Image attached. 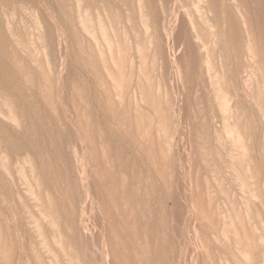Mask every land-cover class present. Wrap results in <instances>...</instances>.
<instances>
[{"label": "rangeland", "instance_id": "374dc122", "mask_svg": "<svg viewBox=\"0 0 264 264\" xmlns=\"http://www.w3.org/2000/svg\"><path fill=\"white\" fill-rule=\"evenodd\" d=\"M88 2L89 6L82 10L83 24L74 19L71 33L63 32L56 24L55 32L58 30L62 35L55 33L48 48L38 41L40 64H31L39 65V70L32 73L34 76L25 73L28 76L25 77L22 73L24 79L18 71L15 76L3 66L1 73L7 85L0 88V106L3 104L0 109L4 112L0 114V122L9 131H0V177L7 179H0V208H4L0 209V264H118L121 255L117 250L122 247L129 250H125L128 263H142L137 259L141 254L144 258V254L130 244L132 237L127 228L130 222L128 219L122 222L116 216L121 204L134 211L132 218L141 226L139 233L148 234L149 259L144 264H264V0ZM40 70L46 72L42 79ZM7 75L25 84L21 85L26 86L27 94L33 89L40 95V90L48 102L34 97L32 91L33 95H26L29 103L24 101L10 86L13 80ZM33 78L35 82L28 86L34 88H28L26 83ZM30 103L37 106H34L37 112L43 108L45 124L53 134H43L39 121L27 111ZM107 109L113 113L110 110L108 114ZM26 126L37 140L41 138L42 144L58 145L63 141L76 164H84L82 175L77 170L81 177L78 179L77 174L74 190L76 199L80 198L75 202L74 220L79 224L75 236L71 223L64 219L56 218L53 222V228L57 229L54 235L49 234L45 219L35 229V194H42L49 201L55 191L48 192L45 181L34 182L37 158L33 152L28 149L24 152L28 156H22L24 150L14 148L20 141L19 146L29 143L19 135ZM122 129L138 144L139 152L117 136ZM99 161L102 167L112 168L118 186L125 183L130 188L136 187L146 203L144 207L138 205L146 211L150 228L140 230L144 218L132 195H126L127 204L121 197L123 202L120 200L118 207L119 203L114 205L111 200L100 202L97 191L102 189L105 198L108 188L97 184ZM24 199L28 202L23 203ZM105 213H110L115 222H108ZM21 215L27 217L23 219ZM19 223L25 226L21 228ZM119 228L126 233L123 235ZM118 231L120 239L116 241L113 233ZM42 240L53 246L51 252Z\"/></svg>", "mask_w": 264, "mask_h": 264}, {"label": "bare ground", "instance_id": "6f19581e", "mask_svg": "<svg viewBox=\"0 0 264 264\" xmlns=\"http://www.w3.org/2000/svg\"><path fill=\"white\" fill-rule=\"evenodd\" d=\"M88 1H90V0H0V88H3L4 86H6L5 85V81H4V78L2 77V73L1 72H3L4 70H3V66L7 69V70H12V72L11 73H13L14 74V72L15 71H18L17 73L21 76L22 75V73H33V71L34 70H39V68L37 67V66H39V65H37L36 67H32V63H36L37 62V60H39V59H37V58H39L37 55H38V52H39V47H38V41L40 42H42L43 43V45L45 46V48H48V47H50L51 46V44H52V42H53V39H54V34L56 33L57 35L56 36H60L61 37V35H62V32H60V31H58V30H56V32H55V29H54V27L56 26V24H59L60 26H61V29H62V31L63 32H70L69 30H70V28H71V24L73 23V20L74 19H76L77 21H79V22H81L82 24L84 23V20H85V18H84V16H83V11H85L86 9V5L89 3ZM92 1V0H91ZM102 1H104V0H102ZM138 1V0H137ZM88 2V3H87ZM107 2V1H106ZM105 2V3H106ZM93 3V2H92ZM95 3V2H94ZM100 4V3H99ZM98 4V5H99ZM126 4V3H125ZM141 4V3H140ZM101 5V4H100ZM124 5V4H123ZM88 6H89V4H88ZM144 6V5H143ZM96 7H97V5H96ZM83 8H84V10H83ZM125 8V7H124ZM103 9V8H102ZM134 9V8H133ZM143 9H144V7H143ZM83 10V11H82ZM107 11V10H106ZM105 11V12H106ZM109 11V10H108ZM86 13V12H85ZM84 13V14H85ZM239 13V12H238ZM100 15H101V13H100ZM107 15V14H106ZM128 15H129V13H128ZM109 16V15H108ZM140 16V15H139ZM88 17V16H87ZM98 17H99V15H98ZM107 17V16H106ZM120 17V16H119ZM118 17V18H119ZM97 18V17H96ZM117 18V17H116ZM130 18V17H129ZM141 18V17H140ZM87 19V18H86ZM101 19V18H100ZM122 19V18H121ZM241 19V18H240ZM88 20V19H87ZM92 20V19H91ZM112 20V19H111ZM128 21V20H127ZM140 21H142V20H140ZM91 22V21H90ZM75 23V22H74ZM102 23V22H101ZM114 23H116V22H114ZM118 23V22H117ZM129 23H130V21H129ZM85 24L87 25V23H86V21H85ZM85 24L84 25H82L83 27L85 26ZM142 24V23H141ZM242 24V23H241ZM94 25V24H93ZM73 26V25H72ZM100 26H102L101 24H100ZM104 27H105V25H103ZM132 26V25H131ZM191 26V25H190ZM195 26V25H194ZM81 27V26H80ZM95 27V26H94ZM228 27V26H227ZM245 27V26H244ZM75 28V27H74ZM87 28H88V26H87ZM89 28H91V27H89ZM88 28V29H89ZM102 28V27H101ZM193 28V27H192ZM196 28H198V27H196ZM235 28V27H234ZM54 29V30H53ZM81 29H82V27H81ZM84 29H86V28H84ZM104 29V28H103ZM111 29V28H110ZM113 29V28H112ZM114 29H115V27H114ZM113 29V30H114ZM229 29V28H228ZM96 30V29H95ZM118 30V29H117ZM125 30V29H124ZM194 30V29H193ZM106 31V30H105ZM115 31V30H114ZM230 31V30H229ZM73 32V31H72ZM76 32V31H75ZM85 32H87V31H85ZM92 32V31H91ZM104 32V31H103ZM71 33V32H70ZM74 33V32H73ZM105 33H107V32H105ZM116 33V32H115ZM132 33V32H131ZM66 34V33H65ZM102 34V33H101ZM104 34V33H103ZM114 34V33H113ZM64 35V34H63ZM80 35V34H79ZM97 35V34H96ZM115 35V34H114ZM141 35V34H140ZM196 35V34H195ZM77 36V35H76ZM91 36V35H90ZM107 36V35H106ZM119 36V35H118ZM133 36V35H132ZM136 36V35H135ZM59 37V38H60ZM64 37V36H63ZM65 37H66V35H65ZM78 37V36H77ZM88 37H89V35H88ZM96 38H97V36H95ZM75 38V37H74ZM93 38V37H92ZM111 38V37H110ZM115 38V37H114ZM139 38V37H138ZM144 38H146V37H143L142 39H144ZM199 38V37H198ZM206 38V37H205ZM78 39V38H77ZM94 39V38H93ZM98 39H99V37H98ZM97 39V40H98ZM108 39V38H107ZM126 40V39H125ZM58 41H59V39H58ZM109 41V40H108ZM249 41V40H248ZM96 42V41H95ZM100 42V41H99ZM78 43V42H77ZM109 43V42H108ZM107 43V44H108ZM111 43V42H110ZM113 43V42H112ZM247 43V42H246ZM249 43V42H248ZM251 43V42H250ZM249 43V44H250ZM72 44V43H71ZM100 45V44H99ZM98 45V46H99ZM105 45V44H104ZM116 45V44H115ZM246 45V44H245ZM81 46V45H80ZM202 46V45H201ZM252 46V45H251ZM62 47V46H61ZM90 48V47H89ZM117 48V47H116ZM236 48V47H235ZM83 49V48H82ZM104 49V48H103ZM114 49V48H113ZM248 49V48H247ZM99 51V50H98ZM97 51V52H98ZM101 51V50H100ZM250 50H248V52H249ZM252 51V50H251ZM94 53V52H93ZM181 53V52H180ZM234 53V52H233ZM54 54V53H53ZM52 54V55H53ZM65 54V53H64ZM236 54V53H235ZM251 54V53H250ZM249 54V55H250ZM248 55V56H249ZM130 56V55H129ZM260 56V55H259ZM92 57H93V55H92ZM191 57V56H190ZM131 58H133V57H131ZM90 59V58H89ZM93 59H94V57H93ZM208 59V58H207ZM40 61V60H39ZM38 61V62H39ZM88 61V60H87ZM251 61V60H250ZM253 61H255V60H253ZM37 62V63H38ZM38 64H40V63H38ZM48 64H49V62H48ZM94 64V63H93ZM202 64V63H201ZM31 65V66H30ZM36 65V64H35ZM89 65H91V64H89ZM95 65V64H94ZM192 65V64H191ZM93 66V65H92ZM91 66V67H92ZM106 66H108V65H106ZM259 66V65H258ZM36 68V69H35ZM96 68V67H95ZM239 69V68H238ZM3 70V71H2ZM42 70H44V68L42 69ZM208 70V69H207ZM206 70V71H207ZM41 71V70H40ZM46 71V70H45ZM89 71H91V70H89ZM95 71H97V69H95ZM244 71V70H243ZM36 72V71H35ZM93 72V71H92ZM6 73V72H5ZM46 73V72H45ZM43 71H41V72H39L38 74H40L41 76H40V78L41 77H45L46 76V74H45ZM95 73V72H94ZM99 73V72H98ZM207 73V72H206ZM238 73V72H237ZM7 74V73H6ZM9 74V73H8ZM25 74V77L27 76ZM50 74H51V72H50ZM100 74V73H99ZM123 74V73H122ZM205 74V73H204ZM15 75V74H14ZM247 75V74H246ZM16 76V75H15ZM31 76H34L33 74L31 75ZM47 76H48V74H47ZM98 76V75H97ZM237 76H238V74H237ZM7 77H9V75H7ZM22 77L24 78V76L22 75ZM28 77V76H27ZM96 77V76H95ZM210 77V76H209ZM16 78V77H15ZM18 78V77H17ZM8 79H11V80H13V81H10L11 83V87L13 88V90L24 100V101H27L28 102V100H27V96H29L28 94H31V95H33V94H35V95H33L34 97L36 96H38V97H40V99H42V101H44L45 103H47L48 101H46L47 99V97L44 95V93H40L41 91L40 90H38L39 88L37 87L36 89L38 90V93L40 94V95H36V93H34L35 91H33V89L32 90H30V92L32 91V93H25V92H27V91H25L24 92V90H27V88H23L22 87V85L24 86L25 84H23V83H20L19 81H17L16 79H12L11 77H9ZM20 79V78H19ZM25 79V78H24ZM42 79V78H41ZM27 80L29 81L30 79H28L27 78ZM35 79L33 78V80H31L32 82H30V83H26L27 84V86L29 85V84H32L33 85V83L35 82L34 81ZM40 81V79H38V76H37V81ZM46 80V79H45ZM131 80V79H130ZM212 80V79H211ZM210 80V81H211ZM250 80V79H249ZM258 80V79H257ZM21 81V80H20ZM39 81H38V83H39ZM104 81V80H103ZM251 81V80H250ZM249 81V82H250ZM9 82V81H8ZM26 82V81H25ZM44 82V81H43ZM55 82V81H54ZM132 82V81H131ZM137 82V81H136ZM264 82V81H263ZM41 83V82H40ZM39 83V86L42 88V84H40ZM58 83V82H57ZM56 83V84H57ZM22 84V85H21ZM32 85H30V86H32ZM35 86V85H34ZM44 86V85H43ZM55 86H57V85H55ZM101 86V85H100ZM129 86V85H128ZM95 87V86H94ZM248 87V86H247ZM250 87V86H249ZM7 88V87H6ZM10 88V87H9ZM28 88H34L33 86L32 87H29L28 86ZM40 88V89H41ZM242 88V87H241ZM246 88V87H245ZM84 89V88H83ZM95 89V88H94ZM0 90H2V89H0ZM41 90H43V89H41ZM100 90H101V88H100ZM109 90V89H108ZM107 90V91H108ZM128 90V89H127ZM129 90H131L130 88H129ZM59 91V90H58ZM96 91H98V89L96 90ZM6 92V91H5ZM4 92V93H5ZM11 92V91H10ZM245 92H247V90L245 91ZM13 93V92H12ZM97 93H99V91L97 92ZM101 93V92H100ZM46 94V93H45ZM53 94H54V92H53ZM107 94V93H106ZM111 94V93H110ZM27 95V96H26ZM30 95V96H31ZM48 95V94H47ZM100 95H102V94H100ZM111 95H113V94H111ZM217 95H218V93H217ZM8 96H10V95H8ZM33 96H31V97H33ZM55 96V95H54ZM98 96H99V94H98ZM126 96V95H125ZM220 96V95H219ZM2 97H4V96H2ZM19 97V98H20ZM30 97V98H31ZM86 97V96H85ZM100 97V101H99V98H98V101L99 102H101V96H99ZM105 97H107V96H105ZM119 97V96H118ZM215 97V96H214ZM0 98H1V96H0ZM7 98V97H6ZM15 98V97H14ZM13 98V99H14ZM95 98H97L96 96H95ZM108 98H109V96H108ZM107 98V99H108ZM240 98V97H239ZM2 99V98H1ZM16 99V98H15ZM14 99V100H15ZM21 99V100H22ZM31 99H33L34 100V98H31ZM52 99H53V97H52ZM125 99V98H124ZM220 99V98H219ZM218 99V100H219ZM8 100V99H7ZM33 100H31V101H33ZM111 100H113V99H111ZM39 101V100H38ZM98 101L96 102V103H98ZM104 101V100H103ZM1 102V101H0ZM20 102V101H19ZM53 102V101H52ZM111 102V101H110ZM5 103V102H4ZM29 103V102H28ZM33 103H36V100H34L33 101ZM44 103V104H45ZM104 103H105V101H104ZM108 103V102H107ZM19 104V103H18ZM23 104V103H22ZM111 104V103H110ZM34 105V104H33ZM56 105V104H55ZM105 105V104H104ZM130 105V104H129ZM1 106H3V104L1 105ZM0 106V107H1ZM6 106V105H5ZM23 106H25V105H22V107ZM28 106H30L29 107V109L27 110L28 112H31V115L33 116V118L36 120V121H39V123H40V125L42 126V131H43V134L44 135H48L49 136V134H53V130L51 131V128L50 127H47L46 126V124H45V119H44V111H43V108L42 109H38V112H37V109L34 107V106H36V105H34L33 107H32V105H31V103L28 105ZM51 106V105H50ZM37 107V106H36ZM40 107V106H39ZM115 107V106H114ZM118 107V106H117ZM1 108H3V107H1ZM10 108H11V106H10ZM51 108V107H50ZM87 108V107H86ZM23 109L24 108H22L21 110L23 111ZM84 109V108H83ZM132 109V108H131ZM246 109V108H245ZM56 110V109H55ZM108 110V109H107ZM106 110V111H107ZM110 110H112V109H110ZM110 110H108L107 111V113L109 114V111ZM61 111V110H60ZM86 111V110H85ZM106 111H104V112H102V113H105ZM116 111V110H115ZM115 111H114V113H115ZM25 112V110L23 111V113ZM27 112V113H28ZM47 112V111H46ZM111 112V111H110ZM119 112V111H118ZM112 113H113V110H112ZM111 113V114H112ZM124 113V112H123ZM264 113V112H263ZM0 114H2V115H4V112H3V110H1L0 109ZM25 114V113H24ZM30 114V113H29ZM50 114H51V112H50ZM79 114V113H78ZM77 114V115H78ZM85 114V113H84ZM107 114V115H108ZM119 114H121V112L119 113ZM26 115V114H25ZM86 115V114H85ZM135 115V114H134ZM142 115V114H141ZM48 116V115H47ZM96 116V115H95ZM121 116V115H120ZM127 116V115H126ZM129 116V115H128ZM143 116V115H142ZM125 117V116H124ZM3 118V117H2ZM5 118V117H4ZM29 118V117H28ZM52 119V118H51ZM47 120H49V119H47ZM90 120V119H89ZM2 121V120H1ZM61 121H63V119L61 120ZM47 122V121H46ZM94 122V121H93ZM57 123V122H56ZM82 123V122H81ZM105 123V122H104ZM108 123H109V121H108ZM27 124V123H26ZM63 124V123H62ZM87 124V123H86ZM97 124H98V122H97ZM110 124H111V122H110ZM115 124V123H114ZM50 125V124H49ZM48 125V126H49ZM61 126V125H60ZM107 126V125H106ZM111 126V125H110ZM117 126V125H116ZM9 127H10V125H9ZM112 128H113V126H111ZM120 127V126H119ZM7 128V127H6ZM5 128V125L4 124H2L1 122H0V131L2 132V133H5V132H7V131H9V130H7ZM23 128V127H22ZM30 128V127H29ZM27 129V126H26V128H23L21 131H20V134L19 135H21L24 139H27V141H29V143L27 144V146H25V144H24V146H23V148H22V145L21 146H19L22 142L20 141L19 143V145H15L14 146V148L16 147V148H19V150L21 149V150H24L22 153H23V155L22 156H26V155H24L25 153H26V151H28V149L29 150H31L32 152H33V154H34V156L37 158V160H36V170H37V174L36 175H33V176H35V177H37V178H35L34 177V182L35 181H38V180H40L41 182L43 181H45V183H46V185H47V188H45V189H47L48 190V192H49V190H50V193H52L51 191H55L54 192V195H53V197H52V199H50V198H48V200L49 201H47V200H44V199H46V198H44L43 196H42V194L41 195H36L35 194V200H36V204H33L34 205V207H36L37 208V211H36V216L34 215V211L32 212L33 213V215H34V226H36V228L35 229H39L38 228V226H39V224H40V222H43V221H41L42 219L44 220H46V222H47V224H49V229H48V231H49V234H56V230L53 228V222H55V220H56V218H58V219H64V221H66V223H71V231L73 232V236H75L77 233L76 232H78V227H77V225H79L78 224V222H76L75 220H74V218L76 217L75 216V214H76V206H75V202H76V200L79 198H77L76 199V195H75V192L76 191H74L76 188H77V184H78V182H77V176L79 175V174H83L84 173V164H83V162H81V161H83L82 160V158H80V159H78L81 163H80V165H78V164H76V160H74V158L72 157V155L71 154H73V153H71L70 154V152L68 151V147H66L65 145H63L64 143H62L63 141H61L60 142V144H55V145H48V144H45V143H41L39 140L41 139H39V140H37L36 138H35V136L36 135H34V134H32V132L30 131V129ZM95 128V127H94ZM130 128V127H129ZM89 129V128H88ZM108 129V128H107ZM121 129V128H120ZM140 129V128H139ZM7 130V131H6ZM122 130H123V133H122ZM121 130V134L120 135H117V136H120V138H122V139H124V141H126V145H127V143L130 145V147H132V148H135V149H137L138 150V152H139V146H138V144H136V142L135 141H133V138L131 139V137H129V135L127 134V132H125L124 131V129H122ZM141 130V129H140ZM91 131V130H90ZM132 131V130H131ZM134 131V130H133ZM15 132V131H14ZM52 132V133H51ZM87 132V131H86ZM114 132V131H113ZM117 132L118 131H116V133L115 134H117ZM135 132V131H134ZM9 133V132H8ZM11 133V132H10ZM132 133V132H131ZM89 134V133H88ZM119 134V133H118ZM145 134V133H144ZM105 135V134H104ZM12 136V135H11ZM13 137V136H12ZM37 137V136H36ZM53 137H54V135H53ZM92 137V136H91ZM105 137V136H104ZM11 138V137H10ZM48 138H50V137H48ZM101 138V137H100ZM103 138V137H102ZM117 138H119V137H117ZM116 138V139H117ZM119 138V139H120ZM138 138V137H137ZM18 139V138H17ZM71 139V138H70ZM92 139V138H91ZM4 140V139H3ZM12 140V139H11ZM135 140V139H134ZM18 141V140H17ZM45 141V140H44ZM43 141V142H44ZM95 141V140H94ZM120 141V140H119ZM123 141V142H124ZM8 142H10V140H8ZM14 142V141H13ZM122 142V143H123ZM146 142V141H145ZM18 143V142H17ZM95 143V142H94ZM144 143V142H143ZM70 144V143H69ZM1 145V144H0ZM129 145H128V147H129ZM144 145V144H143ZM148 145V144H147ZM68 146V145H67ZM12 147V146H11ZM71 147V146H70ZM87 147V146H86ZM90 147V146H89ZM108 147V146H107ZM117 147V146H116ZM119 147V146H118ZM151 147V146H150ZM92 148V147H91ZM94 148V147H93ZM143 147H141V149H142ZM71 149V148H70ZM95 149V148H94ZM149 149V148H148ZM3 150V149H2ZM18 150V149H17ZM96 150V149H95ZM117 150V149H116ZM146 150V149H145ZM150 150V149H149ZM79 151V150H78ZM92 151V150H91ZM120 151V150H119ZM135 151V150H134ZM142 151H144V150H142ZM1 152V151H0ZM25 152V153H24ZM73 152V151H72ZM75 152V151H74ZM109 152V151H108ZM122 152V151H121ZM15 153V152H14ZM16 153H17V151H16ZM21 153V152H20ZM20 153H18L19 155H20ZM81 153V152H80ZM94 153V152H93ZM92 153V154H93ZM99 153V152H98ZM114 153V152H113ZM117 153V152H116ZM123 153V152H122ZM133 153V152H132ZM135 153H136V151H135ZM143 153H145V151L143 152ZM111 154V153H110ZM118 154V153H117ZM134 154V153H133ZM51 156V157H47V156ZM94 155H96V154H94ZM116 155V154H115ZM121 155V154H120ZM28 156V155H27ZM29 156H31V155H29ZM97 157H98V155H96ZM119 155H117V157H118ZM125 156V155H124ZM141 156H143V155H141ZM95 157V156H94ZM120 157V159H121V156H119ZM126 157V156H125ZM139 157V156H138ZM144 157H146V156H144ZM19 158H20V156H19ZM22 158V157H21ZM26 158V157H25ZM25 158H24V160H25ZM29 157H27V159H28ZM104 158V157H103ZM147 158V157H146ZM146 158L144 159V161L146 160ZM155 158V157H154ZM18 159V158H17ZM98 159V158H97ZM97 159H96V161H97ZM106 159V158H105ZM113 159V158H112ZM118 159V158H117ZM124 159H126V158H124ZM20 160V159H19ZM29 160V159H28ZM77 160V161H78ZM122 160V159H121ZM129 160V159H128ZM148 160V159H147ZM3 161V160H2ZM22 161V160H21ZM30 161H32L31 160V158H30ZM100 161H103V160H100ZM100 161H99V164H96V165H98V166H100L101 168H99L98 166V169H96V172H97V170L98 171H100V174H98V175H96V176H98L97 177V184H100V186L101 185H103L107 190H105V191H108V193H106V196H105V198H104V194L101 192V190H100V188H99V190L100 191H97L98 193L97 194H99V196L101 197V201L100 202H102V201H106V200H108V201H110V202H112L114 205L115 204H118V205H116V207H118L119 205H120V200L122 199V198H124V202L127 204V200H125L127 197H126V195L127 196H129V195H132V197H133V199H134V203L137 205V207H139V205L138 204H141L140 206L141 207H144V206H146V203H144L143 202V200H144V198L143 197H140V193L138 194L137 193V190L133 187V188H130L129 186H127V184H125V183H122L120 186H118V181H117V179H116V175H115V173L113 172L112 173V170L110 171V169H112V168H108V169H106L107 167H102V165L100 164ZM18 162V161H17ZM28 162V161H27ZM35 162V161H34ZM93 162V161H92ZM91 162V163H92ZM104 162V161H103ZM110 163H111V161H109ZM108 162V163H109ZM119 161H117V163H118ZM121 162V161H120ZM149 162V161H148ZM10 163V162H9ZM97 163V162H96ZM105 163V162H104ZM112 163H113V161H112ZM1 164V163H0ZM3 164H5V163H3ZM19 164H21V162H19ZM23 164V163H22ZM35 164V163H34ZM95 165V164H94ZM105 166H106V164H104ZM108 165V164H107ZM113 165V164H112ZM118 165H120V167H122V168H124V164L123 163H118ZM117 165V166H118ZM127 165V164H126ZM125 165V170H126V166ZM135 165V164H134ZM138 165V164H137ZM6 166V165H5ZM24 166V165H23ZM148 166V165H147ZM149 166H150V163H149ZM96 167V168H97ZM110 167V166H109ZM152 167V166H151ZM1 169H2V166L0 167ZM11 168V167H10ZM22 168V167H21ZM24 168V167H23ZM22 168V169H23ZM79 168V169H78ZM122 168H120V169H122ZM128 168V167H127ZM135 168V167H134ZM149 168V167H148ZM6 169H7V167H6ZM115 169V168H114ZM24 170V169H23ZM22 170V171H23ZM77 170L78 171H80V173L78 174L77 173ZM125 170H123L124 172H126ZM152 170V169H151ZM13 171V170H12ZM14 171H15V169H14ZM17 171V170H16ZM35 171V170H34ZM120 171V170H119ZM10 172H11V170H10ZM10 172L8 173L9 175H10ZM29 172V171H28ZM121 172H122V170H121ZM138 172V171H137ZM142 172H143V170H142ZM147 172V171H146ZM156 172V171H155ZM13 173V172H12ZM25 173V172H24ZM33 173V172H32ZM97 173H99V172H97ZM140 173V172H139ZM158 173V172H157ZM3 174V173H2ZM7 174V173H6ZM29 174V173H28ZM78 174V175H77ZM81 174V175H82ZM88 174V173H87ZM123 174V173H122ZM133 174V173H132ZM143 174H144V172H143ZM148 174V173H147ZM159 174V173H158ZM25 175H26V173H25ZM134 175V174H133ZM138 175V174H137ZM136 175V176H137ZM3 177V176H2ZM26 177H28V176H26ZM30 177V176H29ZM31 177H32V174H31ZM38 177H39V179H38ZM79 177H81L80 175L78 176V179H79ZM83 177V176H82ZM118 177V176H117ZM133 177V176H132ZM166 177V176H165ZM4 178L5 177H3L2 179H1V177H0V179L1 180H3V181H5L4 180ZM14 178V177H13ZM123 178H125V177H123ZM127 178V177H126ZM137 178V177H136ZM140 178H142V177H140ZM6 179V178H5ZM20 179V178H19ZM7 180V179H6ZM15 180V179H14ZM81 180V179H80ZM122 180V179H121ZM124 180V179H123ZM133 180V179H132ZM131 180V181H132ZM137 180V179H136ZM141 180V179H140ZM8 181H10L9 179H8ZM127 181V180H126ZM143 181V180H142ZM159 181V180H158ZM169 181V180H168ZM93 182V181H92ZM125 182V181H124ZM128 182V181H127ZM126 182V183H127ZM147 182V181H146ZM8 183V182H7ZM7 183H5L4 182V184H7ZM38 183V182H37ZM64 184V185H62V184ZM80 183V182H79ZM129 183V182H128ZM132 184H133V182H131ZM9 184V183H8ZM24 184H27V183H24ZM90 184V183H89ZM94 184V183H93ZM146 184H148V183H146ZM162 185V184H161ZM1 186V185H0ZM6 186V185H5ZM9 186V185H8ZM65 186V187H64ZM152 186V185H151ZM3 187V186H2ZM1 187V188H2ZM41 187H43L42 185H41ZM119 187V188H118ZM142 187V186H141ZM140 187V188H141ZM165 187H167V186H165ZM11 188V187H10ZM14 188V187H13ZM147 188H149V187H147ZM4 189H6V188H4ZM21 189V188H20ZM25 189H26V185H25ZM95 190H96V187H95ZM118 190H121L120 191V194H118ZM141 190V189H140ZM150 190H151V187H150ZM14 191V190H13ZM18 191V190H17ZM79 191V190H78ZM81 191V190H80ZM91 191V190H90ZM10 192V191H9ZM143 192H145V191H143ZM12 193V192H11ZM13 194V193H12ZM53 194V193H52ZM77 194V193H76ZM162 194V193H161ZM3 195V194H2ZM22 195V194H21ZM117 195H119L120 197H118ZM144 194H142V196H143ZM48 196H49V194H48ZM47 196V197H48ZM78 196V195H77ZM94 196V195H93ZM96 196V195H95ZM98 196V197H99ZM49 197H51V196H49ZM108 197V198H107ZM122 197V198H121ZM4 198H5V196H4ZM20 198V197H19ZM121 198V199H120ZM151 198H153V197H151ZM12 199H14V198H12ZM80 199V198H79ZM99 199V198H98ZM129 199H130V197H129ZM147 199V198H146ZM155 199V198H154ZM22 200H23V198H22ZM34 200V201H35ZM11 201V200H10ZM14 201V200H13ZM147 201V200H146ZM145 201V202H146ZM24 202H28L27 200L25 201V199H24V201H23V203ZM40 202V203H39ZM50 202V203H49ZM54 202H56L57 203V206H59V208H57L56 207V205L54 204ZM121 202H123V200H121ZM15 203V202H14ZM104 203V202H103ZM107 203V202H106ZM13 204V203H12ZM20 204V203H19ZM19 204H18V206H19ZM27 204V203H26ZM105 204V203H104ZM113 204H111V205H113ZM156 204V203H155ZM158 204V203H157ZM156 204V205H157ZM21 205H22V203H21ZM100 205V204H99ZM122 206H123V204H121ZM125 205V204H124ZM142 205H144V206H142ZM23 206H24V204H23ZM25 206H27V205H25ZM102 207H104L103 205H101ZM122 206H119L118 207V211H116L115 209V211H116V213H117V217H118V219H120V221H122V220H127L128 219V222H130V224H129V226L127 227L128 229H130V231L128 232V234H129V236H131L132 237V240L130 241V244L132 245V247H133V249L134 250H139V252L141 251V253H143L144 254V258H141V257H143L142 256V254L140 255L139 254V252L137 253V255L139 254L141 257H140V259L138 258L137 259V257H136V259L137 260H140V262H147V259L146 258H148L149 259V257L147 256V253H148V247H149V241H148V234H144V235H142L143 233H145L146 231H142L143 233L142 234H140L139 233V231H138V229L139 228H141V226H140V224H138L137 222L138 221H135V219L134 218H132V216H134L133 215V213H134V211L132 212V211H130V209L128 208V206H127V208H124V207H122ZM19 207H21V206H19ZM134 207V206H133ZM148 207V206H147ZM152 207L154 208V205H152ZM163 207V206H162ZM12 208V207H11ZM33 208V207H32ZM1 209V208H0ZM2 209H4V208H2ZM2 209H1V211H2ZM18 209V208H17ZM21 209H22V207H21ZM27 209L29 210V207L27 206ZM34 209V208H33ZM87 209V208H86ZM103 209V208H102ZM138 209H140V211L142 212V216H143V218H144V221H142V225H144V227L142 228V229H140V230H145V229H147V228H150V225H149V218L147 217V213H146V211L144 212L143 211V209H141L140 207L138 208ZM146 209V208H145ZM150 209V208H149ZM152 209V208H151ZM80 210V209H79ZM109 210V209H108ZM107 210V211H108ZM168 210V209H167ZM139 211V210H138ZM9 212V211H8ZM18 212V211H17ZM162 212V211H161ZM164 212V211H163ZM22 213V210H20V214ZM26 213H28V212H26ZM93 213V212H92ZM155 213H156V211H155ZM24 214V213H23ZM106 214V216L108 217V222H112V223H114L115 221H114V219H113V217H112V215L110 214V213H105ZM163 214V213H162ZM9 215V214H8ZM18 215V214H17ZM28 215V214H27ZM153 215H154V213H153ZM165 215V214H164ZM24 216V215H23ZM22 215H21V217H23ZM26 216V215H25ZM24 216V217H25ZM131 216V217H130ZM150 216V215H149ZM156 216V215H155ZM24 217H23V219H24ZM27 217V216H26ZM33 217V216H32ZM30 218V217H29ZM91 218V217H90ZM152 218V216L150 217V219ZM8 219V218H7ZM15 219V218H14ZM76 219H77V217H76ZM116 219V218H115ZM161 219V218H160ZM21 220H22V218H21ZM137 220V219H136ZM13 221V220H12ZM30 220H28V222H29ZM3 222V221H2ZM20 222V221H19ZM23 222V221H22ZM21 222V223H22ZM26 222V221H25ZM75 222L77 223V224H75ZM123 222V221H122ZM139 222H140V220H139ZM4 223V222H3ZM10 223V222H9ZM18 223V222H17ZM27 223V222H26ZM44 223V222H43ZM80 223V222H79ZM127 223V222H126ZM1 224V223H0ZM23 224V223H22ZM22 224L20 225V223H19V225L21 226V228H23L24 226H22ZM2 225V224H1ZM160 225H162L161 223H160ZM19 226V227H20ZM43 226V225H42ZM66 226V225H65ZM64 226V228H66ZM127 226V225H126ZM169 226V225H168ZM81 227V226H80ZM68 228V227H67ZM158 228V227H157ZM156 228V229H157ZM162 228V227H161ZM167 228V227H166ZM11 229V228H10ZM25 229V228H24ZM41 229H42V227H41ZM81 229V228H80ZM89 229V228H88ZM111 229V228H110ZM116 228H114V230H115ZM119 229H121V228H119ZM61 230V229H60ZM158 230V229H157ZM3 231H5V230H3ZM23 231H25V230H23ZM66 231V230H65ZM121 231H122V229H121ZM121 231H120V233H121ZM72 232H71V234H72ZM82 232V231H81ZM124 231H122V234L124 235L126 232H124ZM163 232V231H162ZM13 233V232H12ZM21 233V232H20ZM29 233V232H28ZM39 233L40 232H38V235H39ZM44 233V232H43ZM119 233V231H118V233H113V235L115 236L114 238H116V241H117V238L119 237V235L118 234H120ZM22 234V233H21ZM24 234V233H23ZM26 234V233H25ZM61 234V233H60ZM105 234V233H104ZM12 236V235H11ZM30 236V235H29ZM34 236V235H33ZM121 236V235H120ZM128 236V237H129ZM53 237V236H52ZM58 237V236H57ZM69 237V236H68ZM122 237V236H121ZM126 237V236H125ZM168 237V236H167ZM3 238V237H2ZM8 238H9V236H8ZM21 238V237H20ZM25 238V237H24ZM45 238V237H44ZM70 238H72V237H70ZM74 238V237H73ZM76 238H77V236H76ZM162 238V237H161ZM46 239V238H45ZM78 239V238H77ZM81 239V238H80ZM108 239V238H107ZM118 239H120V237L118 238ZM156 239H157V237H156ZM166 239H168V238H166ZM7 240V239H6ZM48 240V239H47ZM73 240V239H72ZM75 240V239H74ZM123 241V240H122ZM159 241V240H158ZM75 242V241H74ZM77 242V241H76ZM107 242H109V241H107ZM114 242H115V240H114ZM118 242L119 243H121L119 240H118ZM118 242H116V244L118 243ZM160 242V241H159ZM2 243V242H1ZM42 243H45L46 245V248L48 249V251H52L51 249H53V246L51 247L49 244H47V241L45 242V240H42ZM68 243H69V241H68ZM67 243V244H68ZM78 243V242H77ZM119 243H118V245H119ZM166 243V242H165ZM62 244V243H61ZM108 244V243H107ZM123 244V243H122ZM129 244V243H128ZM1 245V244H0ZM35 245V244H34ZM111 245V244H110ZM117 245V246H118ZM121 245V244H120ZM119 245V246H120ZM125 245V244H124ZM152 245V244H151ZM161 245V244H160ZM62 246H64V244L62 245ZM118 246V247H119ZM122 246V245H121ZM121 246H120V248H121ZM169 246H170V244H169ZM169 246H167V247H169ZM8 247V246H7ZM11 247V246H10ZM12 247H14V245L12 246ZM67 247V246H66ZM114 247H115V245H114ZM125 247H126V245H125ZM152 247V246H151ZM116 248V247H115ZM150 248V247H149ZM7 249V248H6ZM2 250V249H1ZM26 250V249H25ZM37 250V249H36ZM55 250V249H54ZM120 250V251H119ZM125 250H128L127 248H121V249H118L117 251L119 252L118 253V255L120 254L121 255V259H119V262H118V259H117V262H118V264L119 263H121V264H127L128 263V260H127V257H126V254L128 255V251H125ZM133 251V250H132ZM158 251V250H157ZM5 252V251H4ZM19 252V251H18ZM88 253V252H87ZM175 253V252H174ZM6 254V253H5ZM10 254V253H9ZM12 254V253H11ZM33 255V254H32ZM45 255V254H44ZM113 255H115V254H113ZM119 255V256H120ZM138 255V256H139ZM11 256V255H10ZM82 256V255H81ZM135 254H134V260H136L135 259ZM150 256V255H149ZM160 256V255H159ZM165 256V255H164ZM176 256V255H175ZM42 257V256H41ZM50 257V256H49ZM95 257V256H94ZM116 258H117V256H115ZM114 257V258H115ZM130 257V256H129ZM151 257V256H150ZM170 257L171 256H169V259H170ZM11 258V257H10ZM18 258V257H17ZM74 258V257H73ZM80 258V257H79ZM97 258V257H96ZM112 258V257H111ZM167 258H168V256H167ZM7 259V258H6ZM33 259V258H32ZM99 259V258H98ZM154 259V258H153ZM34 260V259H33ZM92 260V259H91ZM100 260V259H99ZM131 260V259H130ZM133 260V259H132ZM137 260H136V262L135 263H137ZM145 260V261H144ZM23 261V260H22ZM79 261V260H78ZM30 262V261H29ZM84 262V261H83ZM116 262V261H115ZM32 263V262H31ZM132 263V262H131ZM142 263H139V264H142ZM148 263V262H147ZM157 263V262H156ZM78 264V263H77ZM87 264V263H86ZM92 264V263H91ZM117 264V263H116ZM128 264H130V262L128 263ZM138 264V263H137ZM144 264V263H143Z\"/></svg>", "mask_w": 264, "mask_h": 264}]
</instances>
